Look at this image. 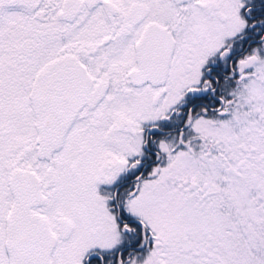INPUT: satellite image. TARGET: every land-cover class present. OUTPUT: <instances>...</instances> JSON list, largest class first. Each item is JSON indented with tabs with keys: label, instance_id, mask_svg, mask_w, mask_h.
<instances>
[{
	"label": "snow or ice",
	"instance_id": "1",
	"mask_svg": "<svg viewBox=\"0 0 264 264\" xmlns=\"http://www.w3.org/2000/svg\"><path fill=\"white\" fill-rule=\"evenodd\" d=\"M0 264H264V0H0Z\"/></svg>",
	"mask_w": 264,
	"mask_h": 264
}]
</instances>
